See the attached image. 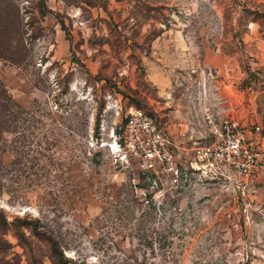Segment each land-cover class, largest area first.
Masks as SVG:
<instances>
[{
  "label": "rangeland",
  "instance_id": "rangeland-1",
  "mask_svg": "<svg viewBox=\"0 0 264 264\" xmlns=\"http://www.w3.org/2000/svg\"><path fill=\"white\" fill-rule=\"evenodd\" d=\"M90 1H0V210L38 219L68 264H264V163L192 167L206 112L258 123L264 146V0ZM130 106L177 175L126 147ZM5 237L7 257L52 264L45 240Z\"/></svg>",
  "mask_w": 264,
  "mask_h": 264
},
{
  "label": "built area",
  "instance_id": "built-area-1",
  "mask_svg": "<svg viewBox=\"0 0 264 264\" xmlns=\"http://www.w3.org/2000/svg\"><path fill=\"white\" fill-rule=\"evenodd\" d=\"M212 140L196 147L194 169L232 170L242 176L263 168L264 146L259 145L260 125L254 123L248 132L231 116L217 117L210 112L203 116ZM124 142L139 155L149 169L155 165L177 175L176 156L170 139L143 110L131 107L124 113Z\"/></svg>",
  "mask_w": 264,
  "mask_h": 264
},
{
  "label": "trees",
  "instance_id": "trees-1",
  "mask_svg": "<svg viewBox=\"0 0 264 264\" xmlns=\"http://www.w3.org/2000/svg\"><path fill=\"white\" fill-rule=\"evenodd\" d=\"M2 2V0H0ZM88 3H92L90 0H88ZM259 5H264V3L260 2ZM42 7L46 9V6L44 2L42 1ZM257 8L255 9V16L254 20L258 18V13H264L262 11H259L258 5H256ZM264 15V14H263ZM11 104L9 102V98L7 97L5 91L1 87L0 84V112L6 113L8 116L11 115L10 109ZM35 224L30 225L28 224L25 217L21 218L20 216H14L12 220L7 219V215L0 210V264H20V258L19 254L16 252H13L10 256L7 257V251L11 248L12 244L11 242L5 237L6 228L7 225L10 224L15 229V234L18 236V238L23 241L27 242L30 236H36L43 240H45L47 244V256L49 257L52 264H68L69 262H72L71 258L67 257L63 251L62 246L59 243L58 239L53 235L51 231H48L47 228L44 225H40V227L37 225L38 219H33ZM21 224L27 225V229L29 231V234H24L23 230L21 229ZM30 262L32 264H39V260L34 258L33 256H30ZM78 264H86L83 261H79Z\"/></svg>",
  "mask_w": 264,
  "mask_h": 264
}]
</instances>
